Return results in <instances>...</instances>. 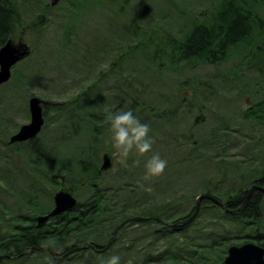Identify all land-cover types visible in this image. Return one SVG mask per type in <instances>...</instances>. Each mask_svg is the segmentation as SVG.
I'll return each instance as SVG.
<instances>
[{
  "label": "rangeland",
  "instance_id": "374dc122",
  "mask_svg": "<svg viewBox=\"0 0 264 264\" xmlns=\"http://www.w3.org/2000/svg\"><path fill=\"white\" fill-rule=\"evenodd\" d=\"M53 1L17 0L29 22L21 38L31 47L32 54L16 66L14 81L11 78L0 88V155L8 157L1 160L0 156V204L9 209V212L0 209L1 217L11 219L10 212L18 213H15L17 217L28 215V208L21 200L28 191L36 195L42 208L51 210L55 205L54 195L60 191L56 181L75 189L73 196L80 203L88 200L92 195L88 184L79 183L74 187V178L63 180L59 176L66 174L58 166L49 169L45 165L49 156L69 160L70 156L84 153L86 146H90L100 159L105 154L110 157L113 168L107 180L111 175L122 174L123 185L136 190L134 202L146 205L129 211L118 210L124 215L123 222L140 217L138 210L151 209L160 213L164 208L172 214L174 221L181 222L201 195L211 191V194L225 198L227 194L236 193L239 187H247L237 180L238 171H249L247 173L253 177L260 174L264 169V133L248 138L247 134L253 135L248 130L252 124L248 120L238 121L245 126L237 144L226 138L229 146H225L228 149L223 156L214 158L209 152L205 158L200 157L199 146L208 140L205 129L218 126L221 121L224 122L219 127H241L235 124L239 114L263 98V4L252 0H76L80 9L75 15L67 10L68 5L62 0L56 6H52ZM235 12L248 13L254 20L251 36L247 38L249 46L244 43L230 45L226 52L230 57L220 66L217 62L205 61L209 63L203 64L194 60V66L183 73L167 71L172 41L183 39L200 24H207L214 31V27L219 28L217 22L229 23ZM68 16L70 20L65 26ZM46 19L47 22L42 21ZM64 36L69 42L67 46ZM222 38L220 35L218 39ZM221 42L217 43L221 45ZM233 73L241 81L231 82ZM218 74L226 77V82H218L214 77ZM208 77L211 79L208 84L213 85L211 89L202 85ZM187 80L191 86L186 87L184 83L177 89ZM245 82L252 88L241 93L231 92ZM88 85L89 93H84L82 89ZM205 89H208L207 93ZM211 91H216V95L212 96ZM160 92L179 98L170 101L172 111H175L171 114V123L176 125H163L147 115L149 135L155 141L152 152L145 157L133 153L126 167L115 163V150L108 142V125L106 121H98L104 116L103 107L128 110L135 101H140V109L135 107V113L141 119L138 114L147 112L141 110V102L146 107L155 105ZM20 95H23L21 99L28 95L26 102L13 106ZM34 96L51 102L58 109H44L46 121L41 134L19 146L24 149L19 153V147L10 148L6 144L22 125L29 123L28 101ZM82 97L86 100L81 101ZM75 98L86 103L80 106L73 100ZM71 100L73 102L68 103ZM153 153H159L167 161V167L163 175L144 182V162ZM142 184L151 187L152 191H145ZM124 197L122 195L120 199ZM223 213V210L213 208L204 211V217L211 228L208 229L226 240L227 253L229 247L249 242L245 235L254 237V234L251 228L243 227L244 222L243 225L226 226L224 222L229 218ZM212 217L217 220L211 221ZM18 226L14 228L21 230ZM263 232L264 229L260 234L263 242L258 244L262 246ZM250 242L255 243V240ZM36 262L52 264L42 254L34 255L30 262L20 258L5 264Z\"/></svg>",
  "mask_w": 264,
  "mask_h": 264
},
{
  "label": "trees",
  "instance_id": "16d2710c",
  "mask_svg": "<svg viewBox=\"0 0 264 264\" xmlns=\"http://www.w3.org/2000/svg\"><path fill=\"white\" fill-rule=\"evenodd\" d=\"M253 1L264 5V0ZM62 2L68 5L67 10L72 12V14L76 15V11L80 9V4L76 0L71 2L70 0H62ZM19 6L17 0H0V48L10 39H19L22 31L26 29L25 27L29 23ZM69 20L70 18L68 16V19L65 21V26H67ZM42 21L47 22L48 20ZM249 21L250 16L247 13L235 15L231 22L232 24L229 23V28L224 36L223 48L219 51L220 53L217 55V58L214 46L219 40H217L214 31L212 32L209 29L210 26L207 24L197 25L183 39L171 42L173 48L168 59L167 71L173 74L183 73L185 69H190L194 66L192 63L194 60L200 61L203 64L223 62L226 58L230 57L226 53L230 45H236V43L248 44L247 38L250 37L251 32V23ZM69 29L71 30V28ZM63 40L66 44L65 46H67L69 42L66 36H64ZM180 63H183V65H178ZM16 68L13 71H16ZM13 71L12 82L14 81L15 74ZM208 78L203 81L204 83L202 85L204 87L207 86L205 84L211 81L210 77ZM234 79L236 80L237 77L235 76ZM184 83L186 87L191 86L190 80H187L186 82L180 83L177 89ZM85 87L82 91L84 90V93H89L90 85ZM204 92L207 93L208 89H205ZM214 92L211 91V95ZM23 95H20L16 99L17 101L15 100V104L12 103L14 104L13 106L17 107L18 102H26L28 95L21 99ZM157 97V103L155 105H149V107H146L141 102V110L147 112L143 115L142 113L138 114L141 117L140 120L146 123L147 115H151L156 121L162 122L163 125H176L171 123V118L173 117L171 114H175V111H172L170 101H176V98L178 100L179 98L174 95L166 96L165 92H160ZM77 99L75 98L73 100L78 101L80 106L86 103L81 102L86 100L85 97H82L81 101ZM205 99H208V97H205ZM73 100L68 103H72ZM122 104L123 100L120 102L121 106ZM54 106L49 105L45 108L56 109L55 111H57L58 107L54 108ZM135 107L136 109H140V101H135L128 110H131L134 114ZM246 112H244L242 117L245 121L253 116ZM99 119V122L105 121V116H101ZM205 119H207L206 115ZM98 121L96 120V122ZM220 128L224 129L223 127ZM213 131H207L205 136L209 135L207 137L208 140H205V143H201L199 146L200 150L204 147L208 148L210 153L213 154L211 157H214L216 151L214 149L219 147V144H214L216 134ZM219 134H222L225 144L229 143L224 133L218 131L217 136ZM6 145L9 147L8 144ZM20 147L17 150L19 153L24 150ZM0 156L2 158H0L1 160L8 159L4 154ZM49 157L50 159L45 162V165L49 166V169L51 166H58L66 174L59 176V178H63V180L65 177L70 179L74 178L72 180V186L74 187L79 183L88 184L92 195L83 203L78 201V206L73 211L50 217L49 222L43 224L42 228H40L35 226L33 222L34 217L48 215L50 210L47 211L46 208H42L41 204H38L36 195L30 194V191H28L21 200H23L24 205L28 208L29 213L25 216L31 220L33 219L32 228L21 225L23 218L15 216L18 214L16 212H10L12 218L8 220L0 216V264L11 263L12 261L16 262L20 258H27L30 262V258H33L34 255L38 256L39 254L49 259L52 264H102V260L112 255H118L120 257V264H224L226 256L224 244L226 240L222 239V235L210 230L211 228L207 226V221L204 217V211L212 208L210 202H203L197 217L187 225H182L179 221H174L172 214L169 215L170 212H166L165 208L160 213H154L151 209L138 210L137 215L143 218H156L159 220L149 219L143 222L128 223L119 229L114 237L117 228L124 221H122L124 215L118 210L123 209L129 211L130 209H140V207L143 208L146 206L145 204H137L134 202L135 198H137L136 190L123 185L124 178L122 174L111 175L107 180L113 167L107 171H102L103 158L100 159L98 154L94 153L90 146H86L84 153L77 156H70L69 160L58 156ZM126 175H128V171ZM57 184H59V187ZM60 184V182L56 181V187L59 189L63 188L72 194L75 193V189L73 191L72 188ZM122 195L125 196L123 200L120 199ZM207 207L209 209H206ZM0 209L9 212V209L3 203L0 204ZM193 211H195V207H193L190 213L188 211L187 216H183L182 219L190 216ZM253 211L254 213L252 215H254V218L249 222L236 221L233 223H224L227 226L231 224L238 225L239 223L243 225L244 222L245 226L243 227H246L247 230L251 228L254 237L260 236L262 230L258 228L259 224L264 229L262 225L264 219L261 217V214H264L263 202L261 206L257 204ZM216 220L217 218L215 217L211 218V221ZM175 223L177 224L173 226ZM16 226L22 229L14 228ZM45 241L52 242L55 246L62 248L63 252L58 255L50 249L43 248L41 245ZM89 245H93L96 248H106L110 245V248L104 252H98L94 248L87 249L86 247ZM75 248L82 249L77 253L66 256L61 261L54 259V256L62 257ZM25 252L27 253L25 254Z\"/></svg>",
  "mask_w": 264,
  "mask_h": 264
},
{
  "label": "water",
  "instance_id": "95a60500",
  "mask_svg": "<svg viewBox=\"0 0 264 264\" xmlns=\"http://www.w3.org/2000/svg\"><path fill=\"white\" fill-rule=\"evenodd\" d=\"M59 1L60 0H54L52 2V6L57 5ZM30 55V47L27 43L23 42L22 40L16 43L14 40L10 39L5 43V45L0 48V87L3 84L9 82V80L11 79L13 67L16 66L18 63L26 60ZM49 104L51 103L41 100L38 97H31L29 99L30 122L28 124L22 125L19 131L10 137L8 144L12 145L15 143L27 142L36 138L45 124L43 106H47ZM111 167V159L108 155H105L101 170L107 171ZM253 188L264 192V188L260 186H254L252 187V189ZM252 189H250L245 203L232 212H242L246 208L253 191ZM206 199L212 200L218 206L222 205V203L215 197L208 194H203L197 198L194 213L189 218L184 219L179 223H181L182 225H187L188 223L192 222L197 217L200 211L201 202ZM54 203L55 207L48 215L38 217L39 223H44L48 221L50 217L59 216L64 212L71 211L76 206H78V201L72 195V193L64 190H61L55 194ZM225 209L227 211H230V209L228 208ZM149 219L156 218L135 217L130 220H126L116 230L114 235L116 236L117 231L128 223L143 222L148 221ZM176 224L177 223L173 224V226ZM110 245L106 248H96L93 245H90L89 247L94 248V250L96 249L98 252H104L110 248ZM79 250H81V248H75L66 253L64 256L59 257L58 259L61 260L66 256ZM224 264H264V246L255 244L253 242H248L240 246H231L227 249V256L225 257Z\"/></svg>",
  "mask_w": 264,
  "mask_h": 264
},
{
  "label": "flooded vegetation",
  "instance_id": "af4514ba",
  "mask_svg": "<svg viewBox=\"0 0 264 264\" xmlns=\"http://www.w3.org/2000/svg\"><path fill=\"white\" fill-rule=\"evenodd\" d=\"M256 3H258V2H256ZM235 15H239V13L235 12ZM235 15H232V19L229 21V23L232 22V20L235 17ZM247 15H248V13H247ZM217 23H220L218 25L219 28H215V27L213 28L214 29V33L216 35V38H217V40H219L218 38H219L220 35L223 38L219 40V41H222L221 45H219V43L216 42V44L214 46V49H215V52H216V58H217V55L220 53L219 51L222 50V48H223L224 36L227 33V30L229 28V23H227V24L223 23V22H217ZM249 23H251V27L250 28L252 30L253 27H254V25H253L254 20L252 21L251 17H250ZM250 36H251V32H250ZM216 60H218V59H216ZM217 64H218V66H220L222 63L217 62ZM216 70L218 71V68H216ZM214 77H215L216 80H218V82H223V81L226 82V77H224V76H221V75L218 74L217 76L214 75ZM234 77H235V74L233 73L231 75V78H232L231 82L232 81H236V82L241 81L240 78H237L236 80L235 79L233 80ZM205 85H207L206 87H209V88L213 87L212 85H208V84H205ZM248 87H251V86L248 85L247 82H245L244 85H242L241 87L237 86L236 88L232 89L231 92H235L237 90V93H241L243 91H246L245 89L249 90ZM262 94H263L262 100L254 102L253 105H251L248 108L249 111L246 110L247 114L253 115L250 119H248V122H252V124H251V126L249 127L248 130L250 132H252L253 135L249 136V134H247L248 138H250V139H252L256 134L264 133V93H262ZM215 95H216V91L214 92V94L212 96H215ZM254 109H257V110H254ZM43 112H45V111L43 110ZM244 112L245 111L243 110L242 113H240L241 115L239 114V116L236 118V121H235V124L236 125L238 124L241 127H239V126L237 127L236 126V128H232L233 126H235V125H233L232 127L231 126H224L223 127L224 129H222V128H220L217 125H215V126L211 125V127L205 129V135H206L207 131H211V130H214L213 132H215V134H216L215 135L214 144H216V145L219 144V147L214 149V150H216L214 156H218V157L223 156V154L226 152L225 149H228V148H225V146H229V143L225 144V141L223 139L222 134H219L217 136V132L218 131H221L222 133H224L226 135L225 138L231 139L234 142V144H237L236 140L239 139V136H243V134H244L243 129H244L245 124L244 123H239L238 121L240 119L243 120L242 117L244 115ZM222 122H224V121H221L220 125H222ZM16 133H14V134H16ZM236 137H238V138H236ZM24 143H26V142L15 143V144L8 145V146L12 147V146L16 145L17 147H19V146L23 145ZM255 150H256V148H255ZM200 152H201V156L200 157H204L205 158L207 156V154L210 152V150H208V148L204 147V148H201ZM252 160L254 161L255 158H252ZM250 166H249V169H250ZM224 172H227V171L224 170ZM247 172H249V171H245V172L242 171V170L238 171L237 180H239L241 182V184L247 185V187H244V186L239 187L240 189L236 193L227 194L225 198L221 197V195H218V196L216 195L215 196V195L211 194V192L205 193V194L211 195V196L215 197L216 199H218L222 203L221 206L216 205L212 200H208V199L202 201L201 205H202L203 202L208 201V202L211 203V207L212 208H210V209L215 208V209L223 210L224 211L223 216L225 218H229V219H227L228 222H232V223L236 222V221H247V222H249L250 220H252L254 218V215H252V214L254 213L253 210H254L255 206L257 204H259L261 206L262 202L264 203V192H262L260 190H257L255 188L252 189V187H254V186H260V187L264 188V169L260 172L259 175H257L258 173H256V175L254 177L250 176ZM250 189H252L253 191H252L251 197H250V199L248 201V204H247L246 208L242 212H232V211L238 209L239 207H241L245 203ZM54 197H55V195H54ZM201 205H200V208H201ZM53 208L50 211H52ZM225 208L230 209V211H227ZM248 208H250V209H248ZM206 209H209V208L207 207ZM50 211H49V213H50ZM190 212H191V210L189 211V213ZM40 216H42V215L36 216V217H34V220L33 219L32 220H33V222H34L36 227L38 226V227L42 228V225L47 223V222H49L50 218H49L48 221H46L44 223H39L38 217H40ZM261 217L264 219V214L263 215L261 214ZM21 218H23V222H22L21 225L26 226V227L28 226L29 228L30 227L32 228L33 222H32V220L30 218H27L26 216H23ZM258 228H260V230H262L261 224H259ZM245 236H246L247 239H249V242H250V240H252V241L255 240V243H258V244L263 242L262 239H261L262 236H257L256 239H255V237H251L249 235H245ZM245 243H248V242H245ZM26 253L27 252H25V254Z\"/></svg>",
  "mask_w": 264,
  "mask_h": 264
},
{
  "label": "clouds",
  "instance_id": "9594fccd",
  "mask_svg": "<svg viewBox=\"0 0 264 264\" xmlns=\"http://www.w3.org/2000/svg\"><path fill=\"white\" fill-rule=\"evenodd\" d=\"M105 121L108 125V142L115 150V163L126 167L130 155L133 153L137 157H145L152 152L154 140L149 135L150 127L133 114L131 110L115 111L111 106L105 105L102 109ZM139 162V161H138ZM167 161L162 159L159 153H153L144 162V181L163 175ZM141 187H144L142 184ZM145 191L151 192V187H144ZM45 249H50L56 254L63 252L62 248L55 246L52 242L45 241L41 245ZM102 264H120V257L112 255L102 260Z\"/></svg>",
  "mask_w": 264,
  "mask_h": 264
}]
</instances>
